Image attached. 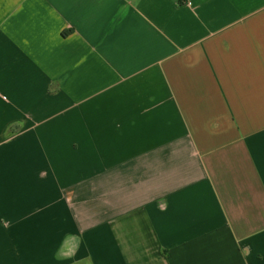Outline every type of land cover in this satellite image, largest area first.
<instances>
[{"label": "crops", "instance_id": "1", "mask_svg": "<svg viewBox=\"0 0 264 264\" xmlns=\"http://www.w3.org/2000/svg\"><path fill=\"white\" fill-rule=\"evenodd\" d=\"M0 264H264V0H0Z\"/></svg>", "mask_w": 264, "mask_h": 264}]
</instances>
